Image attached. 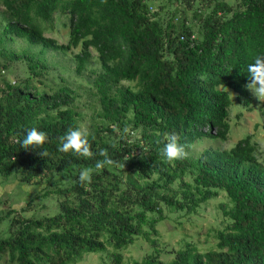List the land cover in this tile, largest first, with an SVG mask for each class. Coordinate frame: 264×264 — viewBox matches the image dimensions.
I'll use <instances>...</instances> for the list:
<instances>
[{
	"label": "trees",
	"instance_id": "16d2710c",
	"mask_svg": "<svg viewBox=\"0 0 264 264\" xmlns=\"http://www.w3.org/2000/svg\"><path fill=\"white\" fill-rule=\"evenodd\" d=\"M150 1L0 0V178L42 187L56 204L40 217L32 198L0 212V264H76L89 254H102L100 264H264L256 146L249 136L229 149L203 145L226 141L231 107L251 103L264 0H166L176 8L165 18ZM57 13L65 44L45 34ZM32 127L46 133L40 149L19 142ZM75 128L89 132L91 156L59 150ZM172 135L187 156L168 162L161 150ZM85 168L91 183L78 179ZM201 208L218 221L213 247L187 235L176 250L159 247L169 214L197 219ZM138 239L152 251L128 263L122 251Z\"/></svg>",
	"mask_w": 264,
	"mask_h": 264
},
{
	"label": "rangeland",
	"instance_id": "374dc122",
	"mask_svg": "<svg viewBox=\"0 0 264 264\" xmlns=\"http://www.w3.org/2000/svg\"><path fill=\"white\" fill-rule=\"evenodd\" d=\"M231 4H235L237 0H225ZM154 10H158V6H162L165 9L160 11L163 18L167 16V12H173L176 8L175 4L167 6L166 0H151ZM198 6V5H196ZM180 9L182 8L179 7ZM187 14L191 15V8L188 9ZM49 30L45 32L46 36L56 39L59 43L65 44L68 40V27L67 20L63 16H59L58 13L53 16L52 23L48 25ZM49 60L54 64H63L62 55L48 54ZM6 75V72H3ZM10 79H14V75L9 72ZM77 82V80L71 75L69 79ZM250 86V85H249ZM251 95V103L249 106H244L242 103H234L229 112V125L231 127L230 134L227 141L217 142L219 146L213 147L229 149L233 147L239 140L249 136L251 143L256 146L257 156L261 162H264V98L256 97L249 89ZM79 102L80 105L86 103V99H82ZM133 137H130L132 142ZM203 145L211 147L206 141ZM42 187H36L35 185H24L18 182L15 177L9 179L0 178V212H6L8 208H14L20 210L26 205L30 199H33L32 206L33 212L37 217L50 215L55 212L56 204L52 195L48 198H42ZM220 195L218 198H222ZM203 208V207H202ZM199 210L200 218H185L178 213L169 214V218L158 225L160 231V248H164L170 252L176 250L180 246V241L184 235L189 236L188 240H193L199 243V249H203V244L206 240L209 244L206 247H213L212 238L208 233V229L217 226L218 221L214 218V211L210 209ZM31 215V214H30ZM29 216V214H26ZM181 221L183 225L178 222ZM6 224L0 225V232H6ZM211 243V244H210ZM152 251L151 245L145 241L138 239L135 245H131L122 251L124 260L131 263L134 260H140L146 253ZM164 258H170L169 255L162 254ZM102 254H89L85 255L83 259L76 264H100V257ZM169 256V257H168Z\"/></svg>",
	"mask_w": 264,
	"mask_h": 264
},
{
	"label": "clouds",
	"instance_id": "9594fccd",
	"mask_svg": "<svg viewBox=\"0 0 264 264\" xmlns=\"http://www.w3.org/2000/svg\"><path fill=\"white\" fill-rule=\"evenodd\" d=\"M248 76L250 78V82L248 83L247 87L256 97L264 98V53L253 57V63L249 64L248 66ZM89 135L90 134L87 130H81L79 128L70 129L63 137V141L59 150L65 153L71 152L85 157L91 156L92 153L88 143ZM46 139L47 136L44 131L38 130L36 127H32L26 131V134L19 142L21 147L25 149H40L45 143ZM204 140L206 143L211 145V147L206 146L207 149H217V147L213 146H219L217 143L219 141L217 140L220 139L215 140V138H204L203 141ZM100 155L104 156L105 152L101 150ZM161 155L168 162H174L184 159L187 156V153L184 149V146L178 142V138L175 135H172L164 144L161 150ZM105 163H111V161L106 159L103 162H98L96 167L101 168ZM92 175V169L85 168L79 172L78 179L82 183H91Z\"/></svg>",
	"mask_w": 264,
	"mask_h": 264
}]
</instances>
